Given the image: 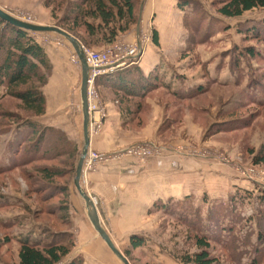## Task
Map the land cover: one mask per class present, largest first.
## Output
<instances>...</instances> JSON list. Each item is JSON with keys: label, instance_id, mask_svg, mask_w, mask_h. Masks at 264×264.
I'll return each instance as SVG.
<instances>
[{"label": "rangeland", "instance_id": "rangeland-1", "mask_svg": "<svg viewBox=\"0 0 264 264\" xmlns=\"http://www.w3.org/2000/svg\"><path fill=\"white\" fill-rule=\"evenodd\" d=\"M72 1L0 0V7L32 24L58 26ZM224 1L138 0L137 23L117 40L133 43L135 40L128 36L138 30L136 40L142 41L143 53L145 47H154L153 32L157 29L160 40L157 46L162 54L155 69L160 79L174 81L171 89L177 88V91L190 90L197 85L206 89L197 95L194 90L190 93L194 96L186 97L187 100L174 98L177 111L163 120L158 133L160 141L155 143L159 150L152 156L197 162L198 168L203 167L202 174L199 173L201 175L198 174L197 178L189 177L194 182L193 189L198 188L200 192L155 202L148 212L150 215L153 211L158 213L155 216L158 226L149 228L146 234L141 233L147 238V246L134 252L128 242L117 245L131 264H143L147 262L145 259L152 264H182L178 257L200 251L196 238L204 233L209 238L214 234L223 240H210L209 251L218 258L217 264H252L256 254L258 233L261 228L264 231V163L256 164L253 160L264 145V8L246 12L241 17H225L219 12ZM181 2H189L186 9L179 6ZM252 29L257 32H251ZM31 32L45 48L48 57L58 63L54 65L50 61V70L46 72L48 83L42 88L47 89L49 82V86L56 84L58 78L54 67L61 69L65 81H79V102L72 100L69 108L80 117L75 135L80 134L81 138L82 72L71 61V54L76 50L59 33ZM59 39L63 41L60 45L57 44ZM250 48L255 55L247 54ZM49 86L46 92L51 104L54 95H51L52 86ZM69 96L74 98L75 95ZM3 110L20 114L22 119L29 114L20 109L17 100L3 98L0 94V111ZM186 115L187 122L184 123ZM6 121L0 118V165L7 162V157L9 159L7 154L13 135V127L6 128ZM136 123L142 125V120ZM69 139L73 140V137L70 135ZM33 167L21 166L0 174V203L5 202L0 206V264H20L18 241L30 231H35V236L49 235L50 241L56 231L65 229L58 212L48 214L49 209L57 207L59 198L42 203L43 195L48 193L38 191L43 183L35 179ZM201 182L203 185L199 188ZM185 198L188 200L184 212H181L183 207L177 200ZM185 214L186 220L182 219ZM221 226L235 228L232 232L225 229L226 232L219 236L216 230ZM212 227L216 230H209ZM100 239L111 258L124 264ZM73 240L75 246L63 264L73 258L82 259L85 264L87 258L77 251L75 235ZM260 264H264V257Z\"/></svg>", "mask_w": 264, "mask_h": 264}, {"label": "trees", "instance_id": "trees-1", "mask_svg": "<svg viewBox=\"0 0 264 264\" xmlns=\"http://www.w3.org/2000/svg\"><path fill=\"white\" fill-rule=\"evenodd\" d=\"M188 4L189 2H181L179 6L186 9ZM137 6L138 0H73L57 25L86 46H104L105 48L116 42L122 34L130 31L137 23L139 15ZM258 8H264V0H225L219 12L225 17L235 18ZM262 25L264 26V21ZM257 29H252L251 32L256 33ZM241 32H243L242 29ZM153 41L156 45L160 44L157 29H154ZM247 51V54L255 55L253 49L250 48ZM50 67L45 48L31 31L0 18V94L3 98L17 100L20 109L29 113L26 119H22L23 116L20 114L0 111V118L7 120L5 122L7 127H5H13L12 142L7 154L11 161L7 157V162L0 165V174L21 166L33 165L35 179L43 183L37 188L38 191L41 194L48 193L46 196L43 195L42 203L46 204L59 198L57 207L49 209L48 214L53 215L58 212L61 226L65 228L56 231L50 241L49 235L35 236L33 230L20 237L18 241L20 264H63L64 259L75 246L74 235L68 230L72 224L69 214V192L76 175L81 147L78 142L69 139L64 130L43 122L42 115L46 113L47 97L42 87L48 83L46 72L50 70ZM161 82L162 77L160 79L156 69L145 73L138 63H127L112 72L96 77L99 88L105 86L113 89L117 101L120 102L134 98L143 99L150 92L158 89ZM187 90L175 91V96L189 98L194 96L190 94L194 90L196 95L206 91L199 85ZM20 156H23L22 159ZM253 160L256 164L264 163V145L255 154ZM170 200L173 199L170 198ZM186 200L188 198L177 200L183 207L180 209L181 212H184ZM262 200L264 201V194ZM3 204L5 205V202H1L0 206L2 207ZM169 205L172 206L171 203ZM195 216L198 218V215ZM187 218L186 214L182 217L185 220ZM234 228V226L229 228L221 226L219 230L213 227L209 230H216V233L221 236L226 230L232 232ZM262 229L258 233V244L252 264H260L264 257ZM210 240L223 242L214 234L212 238H209L204 233L196 238L200 251L180 255L179 261L182 264H217L218 258L213 257L209 251ZM146 244L147 238L143 235L133 234L130 238V246L133 249ZM67 264H82V259L73 258ZM143 264L152 263L147 261Z\"/></svg>", "mask_w": 264, "mask_h": 264}, {"label": "crops", "instance_id": "crops-1", "mask_svg": "<svg viewBox=\"0 0 264 264\" xmlns=\"http://www.w3.org/2000/svg\"><path fill=\"white\" fill-rule=\"evenodd\" d=\"M128 38L137 41L138 30L131 33ZM158 46L154 43V47H145L137 62L145 73L158 67V58L162 54ZM49 59L54 65L58 64L51 57ZM78 70L82 72L80 68ZM53 71L57 74L58 80L55 81V85H51L52 87L49 86L50 82L46 87L47 89L48 86L51 87L54 101L49 103L50 95H47V89L43 88L47 97L46 113L42 115L43 122L64 130L68 136L71 135L82 150L84 144L82 132L81 138L80 134L75 135L80 117L69 108L72 100L79 102L77 100L79 81H65V75L58 67H54ZM162 82L164 84L161 83L158 89L150 92L145 98H134L125 102L117 101L113 89L100 87L107 106L108 119L104 130L91 138L90 147L98 152L113 153L135 143L155 144L160 141L158 133L163 120L177 111L174 104V98L177 97L174 92L178 90L171 89L174 81ZM168 91H171V94ZM70 94L75 95L74 98L70 97ZM140 115L142 118H139ZM187 117L186 115L184 123L187 122ZM139 119L142 120V125L136 123ZM196 163L169 156L152 157L146 162L124 157L100 165L96 171L89 173L85 180H82V187L94 200L101 224L115 244L125 245L127 242L130 244L133 234H146L149 228L158 226L155 217L158 213L153 211L150 215L148 212L157 200L180 198L189 192L196 194L200 192L198 188L193 189V181L190 179L203 171V167L198 168ZM195 185L198 186L197 183ZM202 185V182L199 183V188ZM88 212L86 201L73 182L69 192V214L72 224L68 230L75 235L77 251L86 256L85 264H119L109 255L107 247L89 219ZM146 246L147 244L143 247ZM141 248L132 249L136 252Z\"/></svg>", "mask_w": 264, "mask_h": 264}, {"label": "built area", "instance_id": "built-area-1", "mask_svg": "<svg viewBox=\"0 0 264 264\" xmlns=\"http://www.w3.org/2000/svg\"><path fill=\"white\" fill-rule=\"evenodd\" d=\"M62 43V39L57 40L58 45ZM82 48L86 60L91 66L88 78V107L89 132L92 138L104 130L108 119V110L96 85V77L106 72H112L127 63H137L144 46L139 39L133 43L116 41L101 50L90 49L83 44ZM71 61L79 68L81 67L80 57L76 51L71 54ZM158 150L157 145L146 143L132 144L113 153L98 152L90 147L84 159L81 183L89 173L96 171L102 164L127 156H132L139 162H146L150 157L156 155Z\"/></svg>", "mask_w": 264, "mask_h": 264}, {"label": "water", "instance_id": "water-1", "mask_svg": "<svg viewBox=\"0 0 264 264\" xmlns=\"http://www.w3.org/2000/svg\"><path fill=\"white\" fill-rule=\"evenodd\" d=\"M0 18L3 20L10 22L11 24L24 28L33 32H56L63 35L69 42L73 45L77 54L80 57L81 67H82V84H81V98H82V111H83V137L84 144L81 150L80 158L78 161V165L76 168V175L74 177V184L77 190L80 192L82 197L85 199L87 207L89 209L88 215L89 219L92 222L95 230L98 232L99 236L105 241L107 246L112 250V252L124 263L131 264L130 260L127 256L117 247L112 237L108 233V231L102 226L99 213L96 207V204L92 197L88 195L82 187L81 179L83 174V165L84 159L88 154L90 144H91V136L89 132V107H88V78L91 66L88 64L83 48L82 43L73 35L65 31L64 29L58 26L52 25H40V24H32L30 22L24 21L5 11L0 7ZM139 26V25H138Z\"/></svg>", "mask_w": 264, "mask_h": 264}]
</instances>
